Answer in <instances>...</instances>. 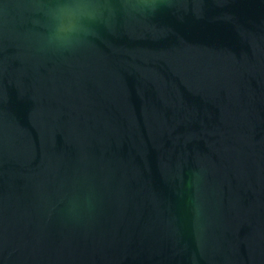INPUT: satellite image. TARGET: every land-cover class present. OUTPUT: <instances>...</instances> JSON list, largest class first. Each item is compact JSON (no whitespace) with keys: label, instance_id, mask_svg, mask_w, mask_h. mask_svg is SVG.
<instances>
[{"label":"water","instance_id":"95a60500","mask_svg":"<svg viewBox=\"0 0 264 264\" xmlns=\"http://www.w3.org/2000/svg\"><path fill=\"white\" fill-rule=\"evenodd\" d=\"M0 0V264H264V0H162L71 51Z\"/></svg>","mask_w":264,"mask_h":264},{"label":"clouds","instance_id":"9594fccd","mask_svg":"<svg viewBox=\"0 0 264 264\" xmlns=\"http://www.w3.org/2000/svg\"><path fill=\"white\" fill-rule=\"evenodd\" d=\"M162 0H50L38 3L35 11L42 19L33 22L43 31L39 44L52 51H71L98 35V27H111L118 13L126 16L155 15Z\"/></svg>","mask_w":264,"mask_h":264}]
</instances>
